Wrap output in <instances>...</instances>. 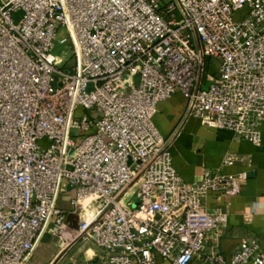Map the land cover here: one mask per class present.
I'll return each instance as SVG.
<instances>
[{
    "label": "built area",
    "instance_id": "1",
    "mask_svg": "<svg viewBox=\"0 0 264 264\" xmlns=\"http://www.w3.org/2000/svg\"><path fill=\"white\" fill-rule=\"evenodd\" d=\"M176 92L186 115L260 144L264 0H0V264H26L72 217L76 240L101 250L72 264H264L254 237L229 257L207 246L228 215L205 197L246 176L181 179L153 122Z\"/></svg>",
    "mask_w": 264,
    "mask_h": 264
},
{
    "label": "crops",
    "instance_id": "2",
    "mask_svg": "<svg viewBox=\"0 0 264 264\" xmlns=\"http://www.w3.org/2000/svg\"><path fill=\"white\" fill-rule=\"evenodd\" d=\"M186 100L180 92L157 104L153 122L159 132L169 138V151L172 165L185 182L201 179L204 170H220L223 173H244L246 179L237 194L210 192L204 199L205 207L227 212V222L207 241L229 257L238 248L240 242L254 237L264 251V131L259 145L237 137L224 128L203 125L194 116L185 114ZM226 155L234 157L232 165H223ZM73 191L63 187L57 205L69 210V200ZM69 222L70 228L65 237L56 244L54 252L33 264H50L57 254L64 252L55 262L72 264L74 259H86L100 255L101 250L91 241L76 240L75 222ZM71 231H70V230ZM44 236V234H43ZM43 236L32 252L29 261L41 246ZM55 247V245H54ZM153 264H171L155 257ZM188 264H210L194 257Z\"/></svg>",
    "mask_w": 264,
    "mask_h": 264
},
{
    "label": "rangeland",
    "instance_id": "3",
    "mask_svg": "<svg viewBox=\"0 0 264 264\" xmlns=\"http://www.w3.org/2000/svg\"><path fill=\"white\" fill-rule=\"evenodd\" d=\"M18 17H19V14L13 15V18L15 20ZM56 35H57V39H60L62 37H65L66 33H65L64 29L61 27V28H59L57 30ZM63 51H66L65 47L63 45H59V44L56 43L54 49L51 52V54H62ZM70 62H71V60H70ZM216 68H217L216 64L214 62H210L209 67H208L206 80H205V83H204V87L208 86L210 83H212L214 81V78H215L214 77V73L216 72ZM81 118L84 119V120L87 119L88 118L87 117V112H84V114L81 116ZM67 230H68V227L61 229V231H57L56 230L54 234H50L48 232L44 233L41 246L36 251V253H35L34 257L32 258V260L31 261L28 260L26 262V264H33L37 260H42L46 256H50L54 252V250L56 248V244H58L59 242L62 241V239L65 238V237H63V235L66 233ZM54 245H55V247H54ZM60 254H57L50 264H54V262L60 256ZM56 264H58V262Z\"/></svg>",
    "mask_w": 264,
    "mask_h": 264
},
{
    "label": "bare ground",
    "instance_id": "4",
    "mask_svg": "<svg viewBox=\"0 0 264 264\" xmlns=\"http://www.w3.org/2000/svg\"><path fill=\"white\" fill-rule=\"evenodd\" d=\"M92 212H93V207L89 203H86L84 206V213L90 214Z\"/></svg>",
    "mask_w": 264,
    "mask_h": 264
},
{
    "label": "water",
    "instance_id": "5",
    "mask_svg": "<svg viewBox=\"0 0 264 264\" xmlns=\"http://www.w3.org/2000/svg\"><path fill=\"white\" fill-rule=\"evenodd\" d=\"M63 253H64V252H62V253L60 254V256H61ZM60 256L57 258V260L60 258ZM57 260H56V261H57ZM56 261H55V262H56ZM55 262H54V264H55Z\"/></svg>",
    "mask_w": 264,
    "mask_h": 264
}]
</instances>
